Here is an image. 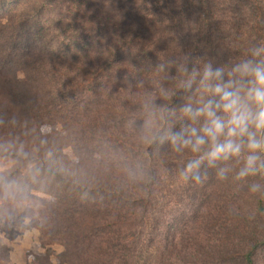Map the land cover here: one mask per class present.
Returning a JSON list of instances; mask_svg holds the SVG:
<instances>
[{"label": "trees", "instance_id": "16d2710c", "mask_svg": "<svg viewBox=\"0 0 264 264\" xmlns=\"http://www.w3.org/2000/svg\"><path fill=\"white\" fill-rule=\"evenodd\" d=\"M253 40H264V0H0V141L22 142L34 157L25 165L41 169L35 180L26 177L35 184L14 200L0 178V200L23 218L41 207L31 219L43 224L49 243L64 247L61 264H139L143 220L165 180H180L181 161L139 142L127 122L128 83L144 79L162 56L188 54L219 65L240 55L230 46ZM58 124L65 135L44 131ZM68 145L84 176L80 184L50 165ZM92 157L113 174L126 168L109 176L107 188L97 186L105 199L94 197L89 184ZM136 162L148 165L151 183L128 178ZM178 186L179 209L160 224L158 264H264V198L212 177ZM33 190L51 198L30 197ZM54 253L47 247L28 264H53ZM1 256L9 252L0 242Z\"/></svg>", "mask_w": 264, "mask_h": 264}, {"label": "clouds", "instance_id": "9594fccd", "mask_svg": "<svg viewBox=\"0 0 264 264\" xmlns=\"http://www.w3.org/2000/svg\"><path fill=\"white\" fill-rule=\"evenodd\" d=\"M230 47L240 55L219 65L188 54L162 56L144 79L128 83L127 122L141 144L181 161V181L203 185L212 177L264 198V40ZM0 153L34 159L19 141H0ZM40 172L30 165L26 175L35 180ZM127 174L133 182L154 179L144 162L128 166Z\"/></svg>", "mask_w": 264, "mask_h": 264}, {"label": "rangeland", "instance_id": "374dc122", "mask_svg": "<svg viewBox=\"0 0 264 264\" xmlns=\"http://www.w3.org/2000/svg\"><path fill=\"white\" fill-rule=\"evenodd\" d=\"M19 75L20 77H24L22 72H19ZM1 82L2 81H0V90H3L4 84ZM119 108H122V105L118 102L114 109L117 119L122 115V112H117ZM52 130H55V132L60 135H65L66 132L61 124L55 126L47 125L44 127L45 132L49 133ZM91 160L93 162L88 161L86 164V170L89 174V184L92 186V188H94L93 196L98 199H105L104 194L106 192L99 190L97 186L101 188H107L109 186V182L112 181L109 176L112 178L117 174L120 176L126 168L117 166L118 171L113 174L109 172L108 167L104 164L98 163L93 157ZM74 161H77V156L75 155L74 149L68 145L64 148L63 154H59V156L54 161H50V165L54 168L56 167L61 169L64 174H70L74 180L80 184L81 182H84V176L81 169L77 166V162ZM25 164L26 162L24 160H18L12 156L0 155V178L8 181H15V183L12 184L7 183V185H9L8 187L5 186L4 194L5 196L11 195L12 200H14L13 197H16V193L18 191H21L26 187L29 189L32 184H35V181H28V178H26L27 175L20 176L18 174L17 170L19 166L23 168V172L27 171L28 167ZM6 171L10 172H8V174L2 173ZM180 181L181 180L176 178L167 179L165 180V183L162 185V187L159 188L160 191L154 200L155 202L153 209L148 212L145 220H143V242L139 248V254L135 260L136 263H159L158 255L162 249L161 244L163 242V230L161 229L160 224L163 220L171 219V216L179 209L178 197L176 196L179 194L180 187L178 186V183ZM25 182L27 183L23 186V183ZM28 193L30 197L34 196L43 199L51 198V195L38 190H33L31 193L28 191ZM2 202H0V242L7 247L9 258L6 259L5 257L1 256L2 258L0 259V264L35 263L39 257V253L42 255L47 252V247L51 251L53 250L55 252L51 256L53 264H61L58 254L63 251L64 247L59 243H49L45 237V234L47 233H45L43 229V224L40 228H38V223L31 219L33 213L39 214L41 207L31 208V216L23 218L19 214V211L14 212L12 216L10 209L11 207L6 201L3 203ZM36 203L39 204L38 202ZM22 211H25L24 208H22ZM153 216L156 217L155 220L152 218ZM30 250H34L32 253H37V256L35 257L34 254L33 256L31 254L29 255ZM1 252L5 254L4 249L1 250Z\"/></svg>", "mask_w": 264, "mask_h": 264}]
</instances>
